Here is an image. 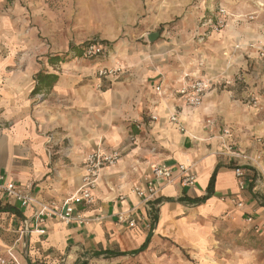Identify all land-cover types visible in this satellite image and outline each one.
I'll use <instances>...</instances> for the list:
<instances>
[{
	"label": "crops",
	"instance_id": "1",
	"mask_svg": "<svg viewBox=\"0 0 264 264\" xmlns=\"http://www.w3.org/2000/svg\"><path fill=\"white\" fill-rule=\"evenodd\" d=\"M190 2L92 0L90 4L98 8L106 5L103 10L99 8L104 26L111 24L117 32L148 11L152 12V22H171ZM203 3L201 0L199 7ZM221 6L229 16L226 27L219 32L211 30L216 13H207L206 9L192 10L194 15L198 12L197 17L180 20L174 31L169 27L158 31V40L170 36L174 39L170 50L187 53L181 64L172 65L162 54L156 56L163 61L155 69L145 61L142 65H124L118 76L102 79L97 76L98 70L107 65L96 61L78 65L75 72L55 70L60 76L58 81L34 95L40 65H0V174L24 192L63 205L82 185L88 152L101 141L121 152L120 161L103 171L95 189V202L76 207L85 216L96 218L86 225H67L56 218L37 223L34 207L0 197V256L8 258L12 249L20 264H116L130 254L116 256L111 252L130 253L143 244L149 232L152 238L175 237L189 247L198 245L201 239L209 241L203 234L194 236L204 225L200 221L227 213H235L240 220L244 214L252 216L251 226L259 225L264 234V177L260 173L264 170V144L259 141H264V100L263 109H258L233 95L236 82L242 80L240 70L247 67L245 55L260 56L256 51L259 39L264 40V0L240 2L233 13L224 3L217 8ZM246 14H252V18ZM251 19L253 32L239 29ZM155 31L146 30L141 35ZM1 32L3 53L6 43ZM110 32L106 30L103 38L110 41L114 37ZM18 41L25 42L22 38ZM157 46L159 43L154 44ZM157 70L166 77L156 81ZM196 77L211 82L201 106L190 108L178 89ZM160 82L162 93L156 90ZM173 111L186 131L170 121ZM131 133L134 138L130 140ZM234 153L251 156L254 162ZM181 163L192 165L196 175L193 186L181 185L178 178L172 182L154 178V168L167 165L177 169ZM236 165L246 169L245 189L238 187ZM217 166L215 192L209 199L200 204L181 200L205 195ZM148 179L160 191L145 203L132 188ZM227 196L242 202L241 208ZM5 206L12 209L3 211ZM124 211H129L135 226L118 220V213ZM251 259L252 255L242 264H250Z\"/></svg>",
	"mask_w": 264,
	"mask_h": 264
},
{
	"label": "rangeland",
	"instance_id": "2",
	"mask_svg": "<svg viewBox=\"0 0 264 264\" xmlns=\"http://www.w3.org/2000/svg\"><path fill=\"white\" fill-rule=\"evenodd\" d=\"M90 1L92 0H3L0 5V19L5 21L0 20L2 26L0 29H2L1 39L6 45L2 50L3 53H0V65H40L44 71L67 70L75 72L78 65L96 61L101 62L99 65L107 66L117 63L123 66L142 65L141 63L148 61V64L153 65L155 69V65H160L163 61V58L161 61L156 56L162 54L161 57L167 55L172 65L181 64L180 62L183 61L187 53L170 50L169 46H174V39L171 36L167 39L161 37V40L156 39V41L150 42L148 36L141 34L146 30L162 32L166 27L174 31V27H178L180 20L188 16H190L189 20L197 17L198 12H195L194 15L192 10L206 9L207 13H211V11L217 13L220 3L227 5L228 10L233 13L240 8L238 7L240 2L246 0H204L203 7H199L201 0H191L185 6L182 15L171 22L158 24L152 22L150 20L152 15H149L152 12L148 11L141 15L137 22L124 25L118 28L117 32L111 24H108L107 28L104 26L105 22L102 20V12L99 11V8L103 10L106 5H100L98 8L92 6ZM242 7L244 9L248 6ZM241 12L244 13V11ZM251 15L246 14V17ZM253 21L252 19L248 22L244 21V26L239 29L243 32H253L251 28ZM106 30H110L114 36L110 40V55L108 53V56L94 59L85 57L83 54L80 56L70 55L64 62L54 65L48 63L47 54L64 53L70 44L82 46L89 41L105 39L103 33ZM247 34L245 33V35ZM21 38L25 41L22 42L23 44H19L18 40ZM186 41L185 44L188 43V40ZM247 41L244 43L246 46L249 45ZM261 41L264 40L259 39V42L263 43ZM157 43L160 46H165L154 47V44ZM147 45L150 46L146 48ZM256 52L263 57L258 49ZM259 57L245 55L247 67L240 70V79L242 80L236 82L237 91H233V95L235 98L239 96L249 106L263 109L261 101L264 100V57L262 60ZM157 73L156 81L166 77L165 73L160 70H157ZM69 75L72 74L69 73ZM100 78L103 79V77ZM254 100L258 101L257 105ZM221 103H223V99ZM131 134L130 140L131 136H134ZM99 147L109 146L101 141L97 148ZM141 184L143 182L136 185ZM235 206L241 208L238 205ZM248 216L244 214L240 220L235 213H227V215L212 220H201L200 222L204 225L200 226L194 236L198 237L203 234L209 241L201 239L198 245L193 244L194 247H189L184 246L175 237H156L152 238L150 246L145 252L126 256L116 264H242L248 261L251 255L250 264H264V234L262 230L258 229L259 225L255 228L251 226L252 224L247 221Z\"/></svg>",
	"mask_w": 264,
	"mask_h": 264
},
{
	"label": "built area",
	"instance_id": "3",
	"mask_svg": "<svg viewBox=\"0 0 264 264\" xmlns=\"http://www.w3.org/2000/svg\"><path fill=\"white\" fill-rule=\"evenodd\" d=\"M214 15V14H213ZM215 21L212 24V31L219 32L223 30L227 25L228 11L225 7L218 8L215 14ZM205 19L206 16L204 15ZM252 18V15L250 16ZM212 22V18L208 19ZM207 20V22H208ZM258 51L264 56V43L258 46ZM104 53L103 46L98 44L88 45L83 54L85 57H92L95 55H101ZM124 70L123 65L117 63L113 66H104L98 70L99 77H113L118 76ZM210 79L205 77H196L191 81L184 82L178 89V94L183 97L185 104L190 108H199L201 106L203 97L210 86ZM156 90L159 93L163 92L162 82L156 86ZM255 105L258 104L257 100H254ZM152 118L156 119V116ZM171 122L177 125V128L184 132L185 126L181 123L176 111H173L169 116ZM137 127H139L137 125ZM226 134H229V130H225ZM133 139L134 136H131ZM262 144L264 141L260 140ZM231 146L228 147L231 150ZM234 156L240 157L238 153H234ZM248 159L250 162H254V159L250 156H241ZM121 159V152L114 147H99L86 156L85 171L82 179V185L77 191L69 198L63 205H57L54 202L47 203L37 197L24 192L17 184L7 179L3 174H0V197H6L10 200H16L24 206L34 207L33 218L37 223H44L49 218H56L64 224L77 223L79 225H86L96 218H90L83 214L80 209H77L79 205L90 206L95 202V189L105 169L115 166ZM235 175L240 189H245L246 185V169L243 166L236 165ZM177 172V173H176ZM264 177V170L260 172ZM153 176L155 179H165L167 182H172L178 178L181 185L193 186L195 184L196 175L192 171V165L188 163H181L177 169H173L167 165H161L154 168ZM154 181L148 179L146 183L136 185L133 192L141 199V202H148L152 200L160 191L155 186ZM224 200V198H222ZM226 199L232 203L241 206L242 202L238 201L232 196H227ZM77 207V208H76ZM120 222H128L131 227L136 225V221L131 217L129 211L120 212L117 215ZM247 221L253 222V217L248 216ZM257 226V225H256ZM255 226V227H256ZM22 231L21 233H23ZM0 264H20L19 260L13 253L12 249L9 250V257H0Z\"/></svg>",
	"mask_w": 264,
	"mask_h": 264
},
{
	"label": "trees",
	"instance_id": "4",
	"mask_svg": "<svg viewBox=\"0 0 264 264\" xmlns=\"http://www.w3.org/2000/svg\"><path fill=\"white\" fill-rule=\"evenodd\" d=\"M91 44H98L100 46H103L104 53L101 55H95V56L88 57V58L94 59L100 56H105V55L107 56V54L110 52L111 42L107 39H102V40L97 39V40L89 41L82 46L70 44L68 50L64 53H49L46 55L48 63L51 65H54L56 63L66 61L70 55L80 56L81 54H83L85 48ZM59 77H60L59 74L55 72H47L44 70L38 71L35 74L36 84H35L34 89L32 90V94L34 95V94L42 93L44 90L50 89L58 81ZM218 170H219V166L216 167V169L214 170L209 180L205 195L200 196V197H195V198H190V197L185 196V197H182L181 200L188 202V203L200 204V203L205 202L207 199H209L215 192V183H216V177H217ZM9 208L12 209L11 206H5L2 208V210L7 211ZM151 241H152V233L149 232L148 236L146 237V240L143 242V244H141L139 248L131 251L130 253L117 251L115 253L111 252V254H115L116 256H121V255L123 256L126 254L137 255L142 252H145L149 248ZM81 264H87V263L82 262Z\"/></svg>",
	"mask_w": 264,
	"mask_h": 264
},
{
	"label": "water",
	"instance_id": "5",
	"mask_svg": "<svg viewBox=\"0 0 264 264\" xmlns=\"http://www.w3.org/2000/svg\"><path fill=\"white\" fill-rule=\"evenodd\" d=\"M159 35H160V33L158 31L151 32L148 35V39L150 42H154L156 39H158Z\"/></svg>",
	"mask_w": 264,
	"mask_h": 264
}]
</instances>
